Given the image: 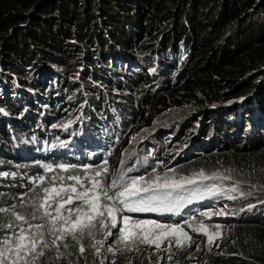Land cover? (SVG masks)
Returning a JSON list of instances; mask_svg holds the SVG:
<instances>
[{"label": "trees", "instance_id": "1", "mask_svg": "<svg viewBox=\"0 0 264 264\" xmlns=\"http://www.w3.org/2000/svg\"><path fill=\"white\" fill-rule=\"evenodd\" d=\"M0 9V152L6 158L10 149L14 152L12 138L20 142L27 130L17 117L57 96L67 108L71 100L79 101L81 91L90 92L95 112L91 123L100 131L99 118L107 115V104L100 94L91 96L94 79L110 82L109 73L138 86L144 75L135 68L149 63L160 84L157 95L145 105L151 141H142L136 149L156 159L168 154L162 145L172 130H179L175 139L180 143L192 136L195 140L198 133L204 143L177 167L152 175L170 179L200 177V172L215 175L217 179L187 186L188 194L195 191L194 197L203 203L220 195L208 184L227 186L239 191L234 200L243 204L235 209L240 216L229 225L231 232L221 243L201 248L194 256L202 255L201 264H264V0H0ZM199 12L203 15L197 19ZM71 63L78 67L70 69ZM175 67L181 75L172 83L168 73ZM184 74L191 78L188 83L182 82ZM104 89L114 93L109 85ZM180 92H185L183 100L175 103L171 97ZM122 96L133 110L136 99ZM170 104L175 106L172 109L184 110L176 119L158 121L157 116L167 112L150 110H165ZM58 117L59 111L47 112L46 127L53 130ZM6 118L12 122L9 132ZM126 161L122 166L131 162ZM23 166L27 168L10 169L0 179V206L18 203V196L26 192L30 199L33 192L49 186L45 176L37 187L35 167ZM208 188L216 194L205 195ZM66 242L69 248L61 247L62 259H56L52 248L37 264H100L102 258L93 248L82 256L75 241ZM82 242L91 245L87 236ZM129 253L119 252L104 264H154Z\"/></svg>", "mask_w": 264, "mask_h": 264}, {"label": "snow or ice", "instance_id": "2", "mask_svg": "<svg viewBox=\"0 0 264 264\" xmlns=\"http://www.w3.org/2000/svg\"><path fill=\"white\" fill-rule=\"evenodd\" d=\"M107 163V160L103 161V166L96 169L92 176L87 175L88 169L85 168L83 177L79 174L52 177L49 186L42 187L41 192H33L30 199H26L28 197L26 192L18 196V203L0 206V230L3 231L0 235V264H37V261L46 255V250L50 251L52 248L56 249V259L60 260L65 255L61 247L69 248L66 242L68 238L79 245L78 250L82 256L88 247L93 248L96 255H100L105 242L114 235L112 229L118 227V214L156 211L162 208L171 211L183 200V197L179 196L173 198V193L186 190L187 186L196 183L194 178L170 179L167 175L162 183L159 175L147 181L143 176L126 178L125 172L121 170L116 179L105 185L101 177L108 172ZM43 167L46 171L52 170L51 165ZM57 167L68 172L75 166L61 164ZM127 171L131 172L133 168ZM198 175L203 179L218 178L215 175L207 177L203 172ZM38 179L43 183L45 177L40 176ZM232 191L236 189L233 188ZM204 194L216 193L212 188H208ZM2 195L0 193V196ZM192 195L195 196L197 193L193 191ZM27 208H31V211L18 210ZM201 215L210 214L204 212ZM120 219L123 226L118 228L117 240L125 245L147 244L161 249L162 244L168 241L166 250L170 251L171 247L182 248L189 245L192 240L179 224L133 220L129 215H121ZM216 227L219 228V225ZM98 228L104 234L102 240L95 239ZM192 230L195 232L204 230L209 245H212L219 236L218 232L215 236L209 234L203 223L200 228ZM85 236L92 239L91 245L82 242ZM197 248L199 249V245ZM107 251L114 253L115 249L109 245ZM100 264H104V261L101 260Z\"/></svg>", "mask_w": 264, "mask_h": 264}, {"label": "rangeland", "instance_id": "3", "mask_svg": "<svg viewBox=\"0 0 264 264\" xmlns=\"http://www.w3.org/2000/svg\"><path fill=\"white\" fill-rule=\"evenodd\" d=\"M207 10H210L208 6L205 7ZM1 10V9H0ZM199 11V10H198ZM203 15L200 12L197 15V19L200 18ZM206 16V14H204ZM202 18V17H201ZM208 18V17H207ZM206 18V19H207ZM193 17L190 18L189 20L192 21ZM192 23V22H191ZM229 44V43H228ZM227 44V45H228ZM79 60V57L77 58ZM149 63L146 65H141L137 64V70L139 72H142L144 75V80L141 85L136 86L135 84L131 83L128 80L122 81V83H125L128 87H123L121 86L117 78H115L116 82H113V77L109 75V78L111 79V82L104 81L102 77L97 78V81H95V87L94 91L91 92V96H99L101 97H106L107 100V108H112L110 107V102L111 100L114 104V102H121L120 108L117 110H113L112 114L113 117L110 119V121L114 122V128L112 131H110L106 136L104 135V142H105V155L104 159L100 161L97 164H87V165H73L79 168V171H73L70 169L68 172L62 171L59 167H52L51 171H46L45 168L43 167L45 162L44 161H24L18 158L16 161L6 158L3 156V154L0 152V173H7L8 170H14V169H22V168H27L24 167L23 165H34L35 167V178L34 180L39 183L38 185L41 187L40 184L41 181L38 179L40 176H48L49 178V183L52 177H60V176H68V175H81L82 177L85 175V168L88 169L87 175L92 176L94 175V171L98 169L99 167L103 166V161L107 160V168L108 172L104 176L101 177L103 183L105 185L110 184L113 179L116 178L117 171L119 170L120 164L123 161H131L133 157H137L138 161L136 162V158L133 160L132 164H129L126 166L125 171H127L129 168H133V173L137 174L134 175L133 177H140L143 176L145 180L149 179H154L156 175L159 174H154L152 175L153 172H162L163 169H166L165 171H169L178 165H180L182 162L187 160L190 155L196 153V149L199 144H204L203 142L200 141L199 133L196 136L197 138L194 140V137H190V140L187 142H182L180 143L179 140H176L175 137L177 138L178 131L179 130H172L171 133L173 135V138L169 139V137L166 135L165 136V144L164 146L162 145V151L166 149V152L168 154H164L160 158L157 157L153 158V156L147 154L144 155V149H136V146L141 143L142 141H146V143H150L151 141V136L149 135L151 132H149L152 127L148 124L145 125L144 119H146L145 113L147 112V106L145 107L146 103L151 101L154 96L157 95V87L159 86V79L153 77V70L148 69ZM71 67L70 69L77 68L78 66L75 63L69 64ZM80 69V68H79ZM78 69V70H79ZM176 72V74H175ZM169 76L172 80V83L174 82L175 77L181 75V69H171L169 71ZM175 74V75H174ZM161 77H164L163 79L165 80V76L162 75ZM224 78V77H223ZM182 82L186 81L188 83L191 78H188V75L184 76L182 75ZM110 85L112 87V93L111 91H107L104 93V87ZM97 86V87H96ZM90 92H85L81 91V93L78 95L80 97L79 101L76 104H73L67 108H65L62 103L64 102L61 100L62 97L57 96L53 100V103L49 101L48 105L42 106L38 111L34 110V108H30L26 113H24V116L19 115L17 117V121L24 123L27 126H30L33 128V130H37V124L35 122L36 119L38 120H43L45 121L46 119V114L47 112L44 109H49L52 107L53 110H58L59 112L61 110L67 111L66 116L72 115V120L80 117L83 113H90L92 112L91 105L89 103L90 97H89ZM98 93V94H96ZM122 95H131L136 99V102L134 104V109H130V105L127 103V101L123 98L125 96ZM185 95V92H180L177 95H174L173 100H175V103L182 101V96ZM64 97V96H63ZM173 104H170L168 106L165 105V108H153L150 109L153 112H156L158 109L163 110L164 113L162 115L157 116L158 121H167V120H172L176 119V116H179L181 112L184 110H179L180 108H175L171 107ZM184 103L177 105V106H183ZM116 106V105H114ZM126 106V107H125ZM118 107V106H116ZM125 107V108H124ZM171 107V108H170ZM187 109V106H185L183 109ZM188 108H190V105L188 103ZM185 109V110H186ZM146 110V112H145ZM109 111V110H107ZM187 111V110H186ZM109 113H111L109 111ZM180 113V114H179ZM110 114V116L112 115ZM168 114V116H165ZM174 114V115H173ZM30 115V116H29ZM59 120H62V117L59 115L58 117ZM57 119V120H58ZM70 120V119H69ZM79 122L74 125L75 128L81 124V121L78 120ZM5 129L9 132V128L11 127V121H9L7 118L5 119ZM63 123V124H62ZM144 123V124H143ZM158 123V122H157ZM67 124V121L64 122H56L55 125H62L63 129H59L57 134L61 136L60 139H63L64 136L68 135L69 132L71 133H77L78 138L82 139L83 137L80 135V133L76 130L73 131L72 128L69 129L67 132H64V126ZM115 124L117 128H122L125 127V130L122 129H116ZM152 124V123H151ZM69 125H72V122L69 123ZM166 127L162 129V132L166 131ZM39 132H44V127L39 128ZM103 133L102 131H100ZM139 132H142V135L137 134ZM140 135V136H139ZM99 144L101 142H98ZM107 144V146H106ZM161 146V143L158 145ZM190 154V155H189ZM156 159V160H155ZM153 161V162H146V161ZM126 161V162H128ZM17 162V163H16ZM136 162V166H134ZM162 163V165L158 166L156 163ZM155 163V164H154ZM153 164V165H151ZM52 166V165H51ZM163 168V169H162ZM162 169V170H161ZM150 174H149V173ZM145 173V175H142ZM163 173V172H162ZM152 175V176H151ZM4 178L3 175H0V179ZM161 183L163 182V177H161ZM196 183L199 182H209L210 180L203 179L200 177H195ZM65 183H73L71 181H65ZM212 185L211 187L214 189L219 190L220 192V197L216 199V201L219 202L215 208H212V210L206 211L209 213V216H204L201 215V213L204 212H198L194 215H192L190 218H187L179 223L181 227L184 228L186 232H188L189 236L192 237V240L189 245H186L184 247H171V250L168 251L166 250L168 248V241H165L164 244H162L161 249H156L155 246H149L147 244H138L136 246H133L131 244L125 245L124 243H119L117 238L119 236L118 228L123 226L122 221L120 219L121 215H129L126 212L122 214L117 215V229H112V232L114 233L113 236L109 237L108 240L105 242L104 247L101 249V254L98 255L99 257L102 258L104 262L107 260H112L114 256L118 255L119 252L122 251H127L130 252L129 256H133L134 254H140V256L146 257L149 259L151 262L154 264H201L202 263V255L194 256L198 254L201 250L207 249V248H214L217 247L219 243L224 239L225 236H227L228 233L231 232L229 225L233 223L235 219H237L240 214L238 211H236V208H241V205L239 202H236L234 199H229V196L236 197L234 194L239 193V191L236 189V191H232L233 188H228L223 187V186H218L215 184H208ZM239 197V196H238ZM242 210V209H241ZM25 211V210H24ZM217 213H220L219 215ZM132 217L133 220H154V219H149L145 217ZM212 218L213 220H208ZM157 221V220H155ZM161 223H165L164 221H158ZM201 223L206 226V230L209 234H213L215 236V233H219L218 238H215L214 243L212 245H209L207 242V236L204 234V230H201L200 232H195L192 229L193 228H200ZM165 224H170V223H165ZM219 225V228L216 226ZM2 235V234H1ZM90 244H92V239L88 238ZM95 239H104V234L102 231L99 230V228L95 232ZM111 245L114 247L115 252H108L107 247ZM197 245H199V249L197 248ZM171 256V259L169 257Z\"/></svg>", "mask_w": 264, "mask_h": 264}, {"label": "clouds", "instance_id": "4", "mask_svg": "<svg viewBox=\"0 0 264 264\" xmlns=\"http://www.w3.org/2000/svg\"><path fill=\"white\" fill-rule=\"evenodd\" d=\"M140 64L147 66V64H145V63H140ZM149 66H150V64L148 65V67ZM152 68H150V69H152ZM172 69H174V68H172ZM175 69H177V68L175 67ZM135 71L139 72L137 70V66L135 68ZM139 73L142 74V72H139ZM108 74H107V77L111 82V79L109 78ZM175 74H176V72H175ZM110 75L114 78L113 82H116L115 78H117V77H114V74H110ZM153 77L157 78L154 76V70H153ZM117 79L120 80L119 78H117ZM157 79H159V78H157ZM95 81H96V79H94L93 82L95 83ZM174 81H175V79H174ZM121 83H122V81H120L119 84H121ZM156 91H157V89H156ZM99 97L101 99L107 100L106 97H101V96H99ZM79 99H80V97H79ZM61 100L65 101L63 98H61ZM77 101L78 100H75L74 104H76ZM50 102L53 103V100H51ZM48 103L46 105H48ZM90 105H91L90 109H92V112L83 113L80 117L77 118V120H80L81 122H83L85 124L91 123V117H92V115L95 114V112L93 111V105L92 104H90ZM42 106H45V105H40L36 111H38L40 108H42ZM110 107H112V108H107V110H109L111 113H109V111H107L106 112L107 115L100 116L101 118H99V121H100L99 128H100V131H102L103 133H101L91 123L90 129H88L87 131H83V130L80 131V135L83 137L82 140H79L73 134L72 135H66L63 139H60L61 136H59V134L53 132L52 129L46 127L47 125H49V123L46 122L47 119H45V121L36 119L35 122L38 126H37V130L35 131V133H30V130H32V128L30 126L26 125L27 130L25 133H22L23 138L20 142H16L15 139L12 138L13 144H14V148H13L14 152L10 149L9 154H7L9 156L8 158H10L14 161H16L18 158H20L21 160L30 161V162H32V161H44L45 162L44 164H46V162H50V163H52V166H56V167L58 165H61V164H63V165H87V164L99 163L100 161H102L104 159V155L106 152L104 149L105 146L102 145V141L100 144H97L96 136H98V137L104 136V135L106 136L110 132V119L113 117L112 111L113 110L115 111L118 108H120V106L116 107L111 102H110ZM68 109H67V111H68ZM44 110L50 114L58 111V110H53L52 107H50L49 109H44ZM49 110H50V112H49ZM67 111L64 112L63 114H60L61 111L59 112V115L62 117V120L64 119V122L67 121V124L64 126V132H67L71 128L73 131H76L74 125H69L70 121L72 122V121L76 120V119L72 120V115H73V112L75 113V111H72V115L66 116V113H68ZM89 114H91V115H89ZM110 114H112V115L110 116ZM40 127L41 128L44 127V132H39ZM92 127H94V128H92ZM32 131H34V130H32ZM168 137L171 138V137H173V135L172 134L168 135ZM3 156L6 157V155H3ZM135 158H136V162H137L138 158L134 157V159ZM133 160L131 162H128L127 164H125L123 166H122V163L120 164L119 170L117 171L116 178L118 177V174L121 170H123L125 172L126 178L127 177H133V174L137 175V174L133 173L132 171L131 172L125 171L126 166H128L129 164H132ZM136 162L134 163L135 164L134 166H136L138 164V163L136 164ZM146 162H153V161L149 160ZM151 165H153V164H151ZM29 166H34V165H29ZM142 175H145V173H143ZM136 177H138V176H136ZM178 196L183 197V200L180 201L179 204L176 207H174L171 211L162 208V209H158L156 211H143V212H135V213L126 212V213L131 215V216H134V217H145V218L154 219L157 221H159V220L164 221L165 223L172 221V220L183 221L187 218H190L192 215H194L198 212H204V211L206 212V211L212 210V208H215L217 206V204H219V202L216 201V199L220 197V195H215L211 198L204 199V202L202 203L198 199H196L194 196L188 194L187 189L173 193V198L178 197ZM208 220H213V219L210 218Z\"/></svg>", "mask_w": 264, "mask_h": 264}, {"label": "bare ground", "instance_id": "5", "mask_svg": "<svg viewBox=\"0 0 264 264\" xmlns=\"http://www.w3.org/2000/svg\"><path fill=\"white\" fill-rule=\"evenodd\" d=\"M73 104H74V101L71 100V103L69 104V106H71V105H73ZM90 115H91V114H90ZM56 122H57V120L54 122V124H55ZM78 122H79L78 120H74V121H72V125H76ZM54 124L52 123V127L54 128V129L52 130L53 132L57 133V132H59V131H58L59 129H63L62 125H60V126H59V125L53 126ZM62 124H63V123H62ZM89 125H90V124H85V123L81 122V124L78 125L75 129L80 133L81 130L86 131V127H89ZM115 127H116V129H122V130H125V127L117 128L116 124H115ZM113 128H114V122H113V121H110V131H112ZM114 129H115V128H114ZM72 134H73L76 138H78V134H77V133H71V132L68 133V135H72ZM179 136H180V135H178L177 138H178ZM64 137H65V136H64ZM78 139H79V138H78ZM82 139H83V138H82ZM82 139H79V140H82ZM101 141H102V145L105 146L104 137H103V136H100V137L96 136V142H97V144H99L98 142H101ZM106 146H107V144H106ZM189 155H190V154H189Z\"/></svg>", "mask_w": 264, "mask_h": 264}]
</instances>
